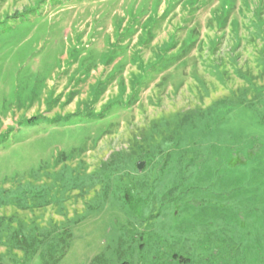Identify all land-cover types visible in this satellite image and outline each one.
<instances>
[{
	"label": "rangeland",
	"instance_id": "1",
	"mask_svg": "<svg viewBox=\"0 0 264 264\" xmlns=\"http://www.w3.org/2000/svg\"><path fill=\"white\" fill-rule=\"evenodd\" d=\"M21 263L264 264V0H0Z\"/></svg>",
	"mask_w": 264,
	"mask_h": 264
},
{
	"label": "trees",
	"instance_id": "2",
	"mask_svg": "<svg viewBox=\"0 0 264 264\" xmlns=\"http://www.w3.org/2000/svg\"><path fill=\"white\" fill-rule=\"evenodd\" d=\"M14 246L16 249H18L19 251H22L25 253L26 259L29 257H32L33 255L36 254L37 250H33V252L31 254L26 252L25 246H26V240L21 238L19 241L14 242ZM48 250V249H47ZM45 250V251H47ZM28 254V255H27ZM31 255V256H30ZM28 260V259H27ZM22 264V263H21ZM120 264H127V263H120Z\"/></svg>",
	"mask_w": 264,
	"mask_h": 264
},
{
	"label": "water",
	"instance_id": "3",
	"mask_svg": "<svg viewBox=\"0 0 264 264\" xmlns=\"http://www.w3.org/2000/svg\"><path fill=\"white\" fill-rule=\"evenodd\" d=\"M137 168L140 170L141 166H140V165H138V166H137Z\"/></svg>",
	"mask_w": 264,
	"mask_h": 264
}]
</instances>
